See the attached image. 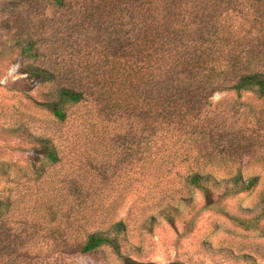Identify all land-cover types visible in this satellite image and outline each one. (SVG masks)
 Returning a JSON list of instances; mask_svg holds the SVG:
<instances>
[{"label": "rangeland", "instance_id": "1", "mask_svg": "<svg viewBox=\"0 0 264 264\" xmlns=\"http://www.w3.org/2000/svg\"><path fill=\"white\" fill-rule=\"evenodd\" d=\"M98 8L91 0H68L64 7L0 0V201L11 205L5 230L37 225L38 264H264V219L251 229L236 221L255 219L264 205V96L224 92L211 99L218 136L234 148L240 141L244 175L262 180L252 192L220 191L210 199L187 182L195 144H186L188 161L160 159L170 136L158 137L147 152L150 132L137 120L119 113L107 118L89 100L70 106L60 122L46 105L73 71L106 76L98 63L116 26L113 10ZM33 39L42 54L35 65L66 76L55 85L27 74L33 61L18 46ZM40 138L56 147L58 164L43 163L44 151L33 143ZM119 221L128 227L119 253L109 246L86 255L76 250L90 233ZM64 241L72 247L57 246Z\"/></svg>", "mask_w": 264, "mask_h": 264}, {"label": "trees", "instance_id": "2", "mask_svg": "<svg viewBox=\"0 0 264 264\" xmlns=\"http://www.w3.org/2000/svg\"><path fill=\"white\" fill-rule=\"evenodd\" d=\"M50 1L64 7L68 0ZM91 4L114 13L115 37L98 63L99 72L109 78L73 71L46 102L58 121L67 120L70 106L91 100L107 118L119 113L149 130L147 152L158 137L165 141L170 136L171 145L164 142L168 146L160 149V159L188 161L191 150L186 144H195V169H190L187 182L208 199L220 191L236 196L256 190L262 178L244 175L240 141L234 148L218 136L220 119L213 115L211 99L224 92L264 96V0H91ZM257 24L263 29H256ZM40 45L33 39L18 46L26 60L33 61L27 74L55 85L66 76L35 65L42 56ZM33 143L44 151L45 165L60 162L49 139ZM36 173L41 176V170ZM10 206L0 201V264H38L39 256L33 254L37 225L6 231L3 216ZM262 219L264 205L255 219L236 221L251 229ZM127 231L124 222H116L90 233L76 250L86 255L109 246L119 253ZM56 244L72 247L68 241Z\"/></svg>", "mask_w": 264, "mask_h": 264}]
</instances>
